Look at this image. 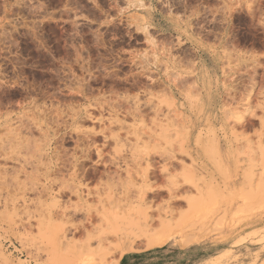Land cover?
I'll list each match as a JSON object with an SVG mask.
<instances>
[{"label": "rangeland", "instance_id": "374dc122", "mask_svg": "<svg viewBox=\"0 0 264 264\" xmlns=\"http://www.w3.org/2000/svg\"><path fill=\"white\" fill-rule=\"evenodd\" d=\"M65 255L264 264V0H0V264Z\"/></svg>", "mask_w": 264, "mask_h": 264}, {"label": "bare ground", "instance_id": "6f19581e", "mask_svg": "<svg viewBox=\"0 0 264 264\" xmlns=\"http://www.w3.org/2000/svg\"><path fill=\"white\" fill-rule=\"evenodd\" d=\"M177 84H178V83H177ZM92 118H93V117H92ZM101 120H102V119L97 118V119H96V122H98V121L100 122ZM144 125H145V124H144ZM244 127H245V126H244ZM143 128H144V127H143ZM151 128H152V127H151ZM139 129H140V128H139ZM143 130H144V129H143ZM143 130H142V131H143ZM107 131H108V130H106L105 128H102V130L100 129V131H98V133L103 134V135L106 134L105 136H106L107 138H108L109 136H112V135H109V134H108L109 132L107 133ZM110 131H111V130H110ZM100 134H99V135H100ZM93 137H94V136H93ZM106 137H105V138H106ZM82 138H83V137H82ZM85 138H88V136L85 137ZM90 138H91V136L88 138V140H89ZM109 138H110V137H109ZM78 139H79V138H78ZM78 139H77V140H78ZM82 140H83V139H82ZM86 140H87V139H86ZM90 140H91V139H90ZM90 140H89V141H90ZM92 140H93V139H92ZM80 141H81V139H80ZM84 141H85V140H84ZM89 141H86V142H89ZM86 142H84V143H86ZM86 144H87V143H86ZM94 144H95V143L93 142V145H94ZM250 144H251V143H250ZM88 145H89V144H88ZM88 145H87V146H88ZM88 147H89V149H88V151H89L91 147H90V146H88ZM251 148H252V147H251ZM88 151H87V152H88ZM93 151L95 152V154H96V156H97V160H96V162H97L98 164H100V165H101V164L105 165V162L103 161V159L100 158V157H102L103 149L94 146ZM259 154H260V153H259ZM254 156H255V154H254ZM256 156H257V155H256ZM256 156H255V157H256ZM58 157H59V156H58ZM58 159H59V158H58ZM255 159H256V158H255ZM251 160H252V159H251ZM253 161H254V160H253ZM253 161H251V163H253ZM260 162H262V161H260ZM80 164H81V163H80ZM75 166H76V165H75ZM81 166H82V165H81ZM78 167H79V166H78ZM79 168H81V167H79ZM82 168H83V167H82ZM83 169H84V168H83ZM83 169H82V170L80 169V170L82 171V174L80 173V175H81V178H86V177H87V176H86V172H87V171H83ZM250 169H251V168H250ZM78 170H79V169H78ZM78 170H77V171H78ZM249 172H250V171H249ZM57 173H58V172H57ZM61 173H62V172H61ZM190 173H191V171H190ZM72 174H74L73 177H75V169H74V168H73ZM57 175H58V174H57ZM87 175H88V174H87ZM252 175H253V174H252ZM58 176H59V175H58ZM70 176H71V175H70ZM78 176H79V173H78ZM141 176H142V175H141ZM60 177H61V175H60ZM73 177H72V178H73ZM79 177H80V176H79ZM77 178H78V177H77ZM129 178H130V177H129ZM69 180H72V179H69ZM60 181H61V180H60ZM82 181H83V180H82ZM62 182H64V181H62ZM62 182H61V183H62ZM188 182H189V180H188ZM190 183H191V182H190ZM191 184H192V183H191ZM189 185H190V184H189ZM68 186H69V185H68ZM68 186H67V187H68ZM70 188H71V187L69 186V189H70ZM71 189H73V188H71ZM78 192L80 193V189H79V188L76 190V193H78ZM138 193H140V192H138ZM140 194H141V193H140ZM100 195H101L100 193H97V194L86 193V197H89V196H90V199H91V197H94V200H95V198H96V199L98 200V201H97V200H96V201L99 202V203L102 202V199L100 198V197H101ZM130 195H131V194H130ZM143 196H144V194H142V197H143ZM78 197L81 198V194H79ZM127 197H128V195H127ZM140 197H141V196H139V200L141 199ZM144 197H145V196H144ZM116 198H117V197H116ZM87 199H88V198H87ZM92 199H93V198H92ZM103 199H104V198H103ZM125 199H126V197H125ZM144 199H145V198H144ZM121 200H122V199H121ZM86 201H87V200H86ZM140 201H141V200H140ZM116 202H117V201H116ZM104 203H105V201H104ZM114 205H115V204H114ZM119 207H120V206H119ZM120 208H121V207H120ZM120 208H119V209H120ZM143 208H144V207H143ZM144 209H146V208H144ZM144 209H143V210H144ZM191 209H192V207H191ZM143 210H141L139 213H142ZM144 211H146V210H144ZM144 211H143L142 214H140V215H142L141 217H143V219H144V221H143V219L141 218L142 221H143V222H146V225H147V223H149V222H150V224H151V222H152V216L149 215L147 212H144ZM171 211H172V210H171ZM123 212H124V211H123ZM87 213H88V212H87ZM115 213H116V212H115ZM124 213H125V212H124ZM124 213H123V214H124ZM118 214H119V213H118ZM110 215H111V214H110ZM121 215H122V213H121ZM140 215H138V216L140 217ZM180 215H181V214H180ZM184 215H185V214H184ZM184 215H182V216H184ZM87 216L89 217L90 214H88ZM94 216H95V215H94ZM118 216H120V215H118ZM124 216H125V215H124ZM175 216H176V215H175ZM184 217H185V216H184ZM92 218H93V216H92ZM121 218H124V217H121ZM180 218H181V216H180ZM119 219H120V218H119ZM130 219H131V218H130ZM141 219H140V221H139V218H138V219H137L138 221H135V222H138V226H136L137 224H134L135 222H134V223L132 222V220H134V219H132V220H129V219H128L127 222L125 221V220H126V219H125L123 222H126L127 225L129 224L128 222H132V223H133V225H132L133 228H134V225H135V227H138L137 229H139V226L141 227V225H142V224L139 225V223L141 222ZM135 220H136V219H135ZM177 220H178V219H177ZM159 222H160V223H163L164 221L160 220ZM93 223H94V222H93ZM132 223H130L129 225L131 226ZM165 223H166V222H165ZM150 224H149V227H150ZM129 225H128V226H129ZM152 225H153V224H151V226H152ZM124 226H126V225H124ZM128 226H126V227H128ZM132 226H131V227H132ZM147 226H148V225H147ZM146 228H147V227H146ZM146 228H144V230H145ZM109 229H110V228H109ZM147 229H148V228H147ZM123 230H124V228H123ZM149 230H150V229H149ZM125 231H126V230H125ZM127 231H128V229H127ZM102 233H103V232H102ZM124 233H126V232H124ZM127 233L130 234V230H129V232H127ZM131 233H134V232L131 231ZM126 235H127V234H126ZM130 235H133V234H130ZM130 235H129V236H125V237L128 239V238L130 237ZM106 238H107V237H106ZM106 238H105V239H106ZM101 239H103V240L101 241V242H103V241H104V238H101ZM101 239H100V240H101ZM105 241H106V240H105ZM120 241H121V240H120ZM101 242H100V243H101ZM100 243H99V244H100ZM104 243H105V242H104ZM97 244H98V243H97ZM116 244H117V243H116ZM108 245H109V244H108ZM108 245H107V246H108ZM112 246H114V245H112ZM112 246H111V247H112ZM117 246H118V245H116V247H117ZM150 246H151V245H150ZM116 247H115V248H116ZM129 248H130V247H129ZM102 249H103V248H102ZM116 249H119V248H116ZM104 250H105V248H104ZM106 250H107L106 253L110 254V251L108 252V249H106ZM106 250H105V251H106ZM109 250H110V249H109ZM111 250H112V248H111ZM68 252H69V251H67V253H68ZM118 252H119V251H118ZM118 252H117V253H118ZM73 253H74V252H73ZM80 253H81V252H80ZM86 253H87V252H86ZM93 253H94V252H93ZM95 253H96V252H95ZM95 253H94V254H95ZM106 253H105V252H104V253L102 252L103 255H105ZM111 253H112V252H111ZM120 253H121V252H120ZM65 254H66V252H65ZM84 254H85V253H84ZM89 254H90V253H89ZM97 254H98V253H97ZM55 255H59V254H55ZM62 255H63V254H60V256H62ZM67 255H68V254H67ZM67 255H65V256H66V260H65V261H70L71 263H73L72 260H73L75 257H74L73 259L69 260V259H70V258H69L70 256L68 257ZM69 255H70V252H69ZM74 255L76 256V253H75ZM77 255H78V254H77ZM80 255H81V254H80ZM80 255H78V256H76V257H79ZM103 255H101V256L105 258L106 262L109 261V260H108L109 257L107 258V257H105V256H103ZM110 255H113V254H110ZM117 255H118V254H117ZM120 255H121V254H120ZM53 256H54V255H53ZM118 256H119V255H118ZM53 258H54V257H53ZM55 258H56V257H55ZM55 258H54V260H55ZM81 258H82V256H81ZM81 258H80V259H81ZM95 258H96V257H95ZM98 258H99V256H98ZM104 258H103V260H104ZM106 258H107V259H106ZM63 259H64V255H63ZM67 259H68V260H67ZM115 259H117V258H115ZM56 260H58V259H56ZM60 260H62V259H60ZM101 260H102V258H101ZM58 261H59V260H58ZM62 261H64V260H62ZM113 261L115 262V260H113ZM59 262H60V261H59ZM103 262H104L103 264H112V262H111V263H109V262H108V263H105V261H103ZM114 262H113V263H114ZM60 264H62V263L60 262ZM73 264H74V263H73ZM99 264H100V263H99Z\"/></svg>", "mask_w": 264, "mask_h": 264}]
</instances>
